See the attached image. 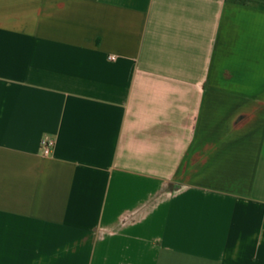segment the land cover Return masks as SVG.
<instances>
[{
  "label": "crops",
  "instance_id": "0c3cea01",
  "mask_svg": "<svg viewBox=\"0 0 264 264\" xmlns=\"http://www.w3.org/2000/svg\"><path fill=\"white\" fill-rule=\"evenodd\" d=\"M0 264H264V0H0Z\"/></svg>",
  "mask_w": 264,
  "mask_h": 264
},
{
  "label": "built area",
  "instance_id": "2783aa9c",
  "mask_svg": "<svg viewBox=\"0 0 264 264\" xmlns=\"http://www.w3.org/2000/svg\"><path fill=\"white\" fill-rule=\"evenodd\" d=\"M111 60H114V57H110ZM54 146V140L45 138L41 141V150L43 155L47 156L50 154L52 148Z\"/></svg>",
  "mask_w": 264,
  "mask_h": 264
}]
</instances>
